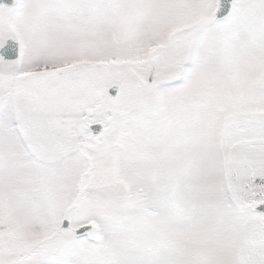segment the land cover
I'll list each match as a JSON object with an SVG mask.
<instances>
[{"label": "snow or ice", "instance_id": "6c2138e0", "mask_svg": "<svg viewBox=\"0 0 264 264\" xmlns=\"http://www.w3.org/2000/svg\"><path fill=\"white\" fill-rule=\"evenodd\" d=\"M0 264H264V0H0Z\"/></svg>", "mask_w": 264, "mask_h": 264}]
</instances>
